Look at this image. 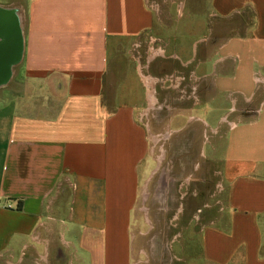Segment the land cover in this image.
Here are the masks:
<instances>
[{"label":"crops","instance_id":"0c3cea01","mask_svg":"<svg viewBox=\"0 0 264 264\" xmlns=\"http://www.w3.org/2000/svg\"><path fill=\"white\" fill-rule=\"evenodd\" d=\"M210 4L213 18L234 19L238 27L220 44L218 60L198 68L232 61L234 83L220 76L216 86L237 87L251 103L257 90L264 92V0ZM23 7L20 49L0 84V264H132V212L157 170L148 168L140 107L148 108V89L156 107V87L182 86L165 74L142 79L131 54L161 21L159 10L148 0H25ZM206 41H194L189 56L180 49L182 57L176 50L169 59L189 69ZM119 46L132 55L130 75L143 91L132 98L122 89L106 94L115 85ZM7 50H0V77ZM160 57L164 52L153 50L148 64ZM189 73L186 86L195 87L196 73ZM254 113L223 137L229 139L218 157L223 208L201 230L203 264H264V95ZM227 116L218 119L226 123ZM198 119L210 127L201 118L190 121ZM168 128L171 137L175 130Z\"/></svg>","mask_w":264,"mask_h":264},{"label":"rangeland","instance_id":"374dc122","mask_svg":"<svg viewBox=\"0 0 264 264\" xmlns=\"http://www.w3.org/2000/svg\"><path fill=\"white\" fill-rule=\"evenodd\" d=\"M148 1L153 9L159 10L157 17L161 21L142 37L139 48L131 54L145 74L153 72L165 78V75L173 76L174 80H180L182 86H158L156 92L159 105H154L155 109L150 110L147 101L148 108L145 102L140 107L142 120L148 127L152 153L148 157V168L153 171L156 167L157 170L156 173H151L146 187L140 190L132 212L131 262L203 264L199 242L201 230L217 217L223 208L218 157L223 155L229 142L228 138L226 140L223 137L232 128V123L246 120L243 115H256L254 110L264 92L262 89L257 90L251 103H246L235 92L237 87H217L220 76H229L232 80L230 82L234 83L232 61L217 64V69L211 68L212 71L217 70L215 73L203 68L204 62L211 64L218 60V56L222 55L218 49L220 44L226 36L236 33L238 27L234 19L226 21L213 18L210 0ZM24 2L25 0H0V23L3 24V20L16 23L17 16L20 23L22 20L24 23ZM181 3L184 5L182 14L178 17V6ZM21 31L20 29L22 37ZM201 38L207 41L198 46V59L194 66L187 69L177 60L169 59L176 50L181 56L180 49H184L189 56L190 45ZM157 39H160L162 44H154ZM160 46H163L162 49ZM153 50L163 51L165 57L148 64V56ZM115 57V85L106 88L108 98H111L113 92H119L121 89L131 98L142 93V88L137 87L130 75L135 65L132 55L119 46ZM199 62L203 65L198 68ZM190 70L196 73L195 87L186 86V83L190 84L189 86L192 84L188 82ZM206 74L210 76L204 77ZM168 84L170 82L166 85ZM149 91L150 89L148 93ZM233 102H236L235 112L232 110ZM164 105L169 106L170 110L160 113L157 107ZM145 107L147 109L144 114ZM226 113V123L220 122L218 118ZM191 116L208 121L210 127L200 119L190 121ZM170 125L175 130L171 137V129L168 128ZM168 166L169 173L165 170ZM71 260L76 261L75 258Z\"/></svg>","mask_w":264,"mask_h":264},{"label":"bare ground","instance_id":"6f19581e","mask_svg":"<svg viewBox=\"0 0 264 264\" xmlns=\"http://www.w3.org/2000/svg\"><path fill=\"white\" fill-rule=\"evenodd\" d=\"M17 21H18V26H19L20 19L18 16H17ZM21 28L22 27L19 26V28L17 29V27L14 24L10 23V21H8V23H6V21L3 20V24H2V22L0 23V38L2 39V42L0 44V50L3 49L6 51L7 46H8L7 51L9 52V57L2 67L3 75L0 77V84H2L6 80L7 75L9 73V69H10V66L12 64L11 56H13V58H14L17 55V53L19 52L20 42H21V38L19 37V35H20L19 30ZM147 95H148L147 97H148V101H149V106L152 107V105H154V103H155L154 98H153V93L149 92Z\"/></svg>","mask_w":264,"mask_h":264},{"label":"flooded vegetation","instance_id":"af4514ba","mask_svg":"<svg viewBox=\"0 0 264 264\" xmlns=\"http://www.w3.org/2000/svg\"><path fill=\"white\" fill-rule=\"evenodd\" d=\"M6 21V23H8V20H5ZM10 23H12V24H14L16 27H17V25H18V21L16 20V23L14 22V21H10ZM18 29V28H17ZM141 76H142V79L143 78H145L146 77V74H144V73H141Z\"/></svg>","mask_w":264,"mask_h":264},{"label":"built area","instance_id":"2783aa9c","mask_svg":"<svg viewBox=\"0 0 264 264\" xmlns=\"http://www.w3.org/2000/svg\"><path fill=\"white\" fill-rule=\"evenodd\" d=\"M152 48H154V47H152ZM152 48H151V50H152Z\"/></svg>","mask_w":264,"mask_h":264}]
</instances>
